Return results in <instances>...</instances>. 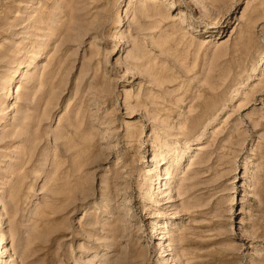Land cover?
Segmentation results:
<instances>
[{
  "label": "rangeland",
  "instance_id": "1",
  "mask_svg": "<svg viewBox=\"0 0 264 264\" xmlns=\"http://www.w3.org/2000/svg\"><path fill=\"white\" fill-rule=\"evenodd\" d=\"M0 212V264H264V0H0Z\"/></svg>",
  "mask_w": 264,
  "mask_h": 264
},
{
  "label": "bare ground",
  "instance_id": "2",
  "mask_svg": "<svg viewBox=\"0 0 264 264\" xmlns=\"http://www.w3.org/2000/svg\"><path fill=\"white\" fill-rule=\"evenodd\" d=\"M165 163V162H164ZM163 163V164H164ZM166 174H168V173H166ZM164 177V176H163ZM165 177H167V175H165ZM159 179H160V176H159ZM157 183H159L160 184V186H159V189H162V186L163 185H165V184H162V179L161 180H157ZM164 183V182H163ZM156 190V189H155ZM168 199L166 200V202H171V201H173V199L170 197V196H168L167 197ZM1 213V212H0ZM4 238H5V235H3V234H1V239H0V244L1 243H4L3 241H4ZM165 254V253H164ZM167 255V254H166Z\"/></svg>",
  "mask_w": 264,
  "mask_h": 264
}]
</instances>
